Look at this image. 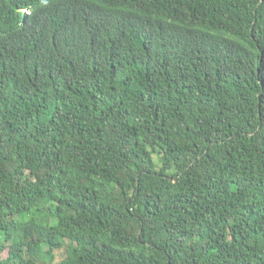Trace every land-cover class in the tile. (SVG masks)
<instances>
[{
    "label": "trees",
    "instance_id": "trees-1",
    "mask_svg": "<svg viewBox=\"0 0 264 264\" xmlns=\"http://www.w3.org/2000/svg\"><path fill=\"white\" fill-rule=\"evenodd\" d=\"M0 264H264V0H0Z\"/></svg>",
    "mask_w": 264,
    "mask_h": 264
},
{
    "label": "rangeland",
    "instance_id": "rangeland-1",
    "mask_svg": "<svg viewBox=\"0 0 264 264\" xmlns=\"http://www.w3.org/2000/svg\"><path fill=\"white\" fill-rule=\"evenodd\" d=\"M65 256V252H62V254H58L57 255V261H59L61 258H63Z\"/></svg>",
    "mask_w": 264,
    "mask_h": 264
}]
</instances>
